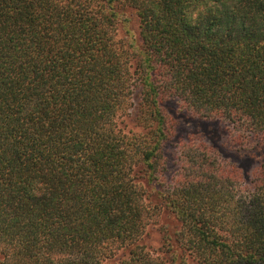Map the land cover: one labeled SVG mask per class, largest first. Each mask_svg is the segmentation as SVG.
Instances as JSON below:
<instances>
[{
    "label": "trees",
    "instance_id": "16d2710c",
    "mask_svg": "<svg viewBox=\"0 0 264 264\" xmlns=\"http://www.w3.org/2000/svg\"><path fill=\"white\" fill-rule=\"evenodd\" d=\"M170 100L264 134V0H0V264H264V164L177 142Z\"/></svg>",
    "mask_w": 264,
    "mask_h": 264
},
{
    "label": "rangeland",
    "instance_id": "374dc122",
    "mask_svg": "<svg viewBox=\"0 0 264 264\" xmlns=\"http://www.w3.org/2000/svg\"><path fill=\"white\" fill-rule=\"evenodd\" d=\"M168 112L177 120L175 140L202 141L214 148L219 155L227 161L237 165L244 184L250 186L264 164V134L247 133L234 128L231 124L220 120H201L180 112L174 100L166 102ZM118 125L128 132L139 131L132 117L118 120ZM168 153L170 171L174 170V154L177 147L169 148ZM171 216L164 213L159 222H170ZM147 250L153 255L160 254L161 233L157 224H150L146 228L141 241ZM127 254V249H121L113 258L107 260V264L118 261Z\"/></svg>",
    "mask_w": 264,
    "mask_h": 264
}]
</instances>
